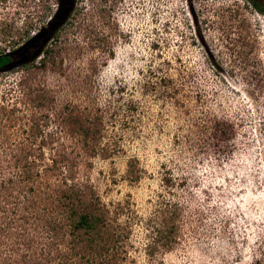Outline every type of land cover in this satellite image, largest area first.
<instances>
[{
    "label": "rangeland",
    "instance_id": "rangeland-1",
    "mask_svg": "<svg viewBox=\"0 0 264 264\" xmlns=\"http://www.w3.org/2000/svg\"><path fill=\"white\" fill-rule=\"evenodd\" d=\"M45 45V67L0 74V171L43 143L20 190L53 207L44 217L63 218L65 175L108 208L119 264H264V14L247 0H0V49L37 64ZM165 201L175 238L154 248L147 219ZM12 241L0 232V255Z\"/></svg>",
    "mask_w": 264,
    "mask_h": 264
},
{
    "label": "trees",
    "instance_id": "trees-1",
    "mask_svg": "<svg viewBox=\"0 0 264 264\" xmlns=\"http://www.w3.org/2000/svg\"><path fill=\"white\" fill-rule=\"evenodd\" d=\"M251 5L257 9L255 3ZM46 46L37 61L39 64L34 58H24L27 55L25 46L0 49V74L20 66L27 71L33 66L45 67L46 58H53L54 53L52 47ZM214 125L215 135L224 139L227 136L225 123L215 120ZM83 133L87 135L86 131ZM43 146L40 143L37 148L31 149L30 146V149H25L23 156L15 159L18 170L13 174L0 171V232L13 240L12 254L0 255V264H119V260L124 259L118 256L116 244L122 234L110 223L108 208L96 201H86L74 183L68 184L65 175L62 176L65 186L52 198L59 204L62 219L48 221L44 216L53 207L48 208L37 197L30 201L27 192L32 191L31 187L27 192L21 191V185L28 184L38 172V159L42 155L37 150L42 152ZM58 162V159L51 158L49 164L58 167ZM170 181V177L165 178L166 183ZM177 209L176 203L160 202L147 219L154 248L156 245L161 248L171 245L177 227Z\"/></svg>",
    "mask_w": 264,
    "mask_h": 264
},
{
    "label": "flooded vegetation",
    "instance_id": "flooded-vegetation-1",
    "mask_svg": "<svg viewBox=\"0 0 264 264\" xmlns=\"http://www.w3.org/2000/svg\"><path fill=\"white\" fill-rule=\"evenodd\" d=\"M61 1V0H58ZM250 3H255L256 10L264 14V0H247Z\"/></svg>",
    "mask_w": 264,
    "mask_h": 264
}]
</instances>
